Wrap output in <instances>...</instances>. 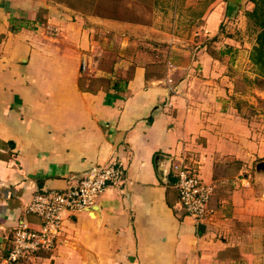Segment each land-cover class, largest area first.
<instances>
[{"label": "crops", "instance_id": "0c3cea01", "mask_svg": "<svg viewBox=\"0 0 264 264\" xmlns=\"http://www.w3.org/2000/svg\"><path fill=\"white\" fill-rule=\"evenodd\" d=\"M253 7L215 0L204 15L210 44L191 52L168 31L131 34V21L57 1L0 0V264L17 221L40 223L25 211L35 192L63 189L112 160L123 165L124 181L92 207L65 211L53 251L31 261H254L249 223L264 218V130L243 110L253 102L236 84L241 56L249 64L255 44L244 32ZM100 41L121 46L110 69L92 74ZM182 155L198 160L202 180L214 186L200 222L175 187L171 165Z\"/></svg>", "mask_w": 264, "mask_h": 264}, {"label": "built area", "instance_id": "2783aa9c", "mask_svg": "<svg viewBox=\"0 0 264 264\" xmlns=\"http://www.w3.org/2000/svg\"><path fill=\"white\" fill-rule=\"evenodd\" d=\"M50 32L56 34L57 29L51 28ZM86 66L82 59L81 68ZM171 169L185 213L196 222L204 220L211 212L209 201L214 186L202 180L199 161H190L182 155L180 160L172 163ZM124 179L123 165L112 160L94 166L82 175H73L63 189L35 192L25 211L38 216L40 223L34 227L24 219L17 221L12 229L11 247L1 263L14 264L30 259L40 251H53L62 228L63 213L92 207L107 186L119 185Z\"/></svg>", "mask_w": 264, "mask_h": 264}, {"label": "rangeland", "instance_id": "374dc122", "mask_svg": "<svg viewBox=\"0 0 264 264\" xmlns=\"http://www.w3.org/2000/svg\"><path fill=\"white\" fill-rule=\"evenodd\" d=\"M53 1H57L58 3L60 2L74 11L77 10L71 8L68 3H77L78 6L81 5L79 8H82L83 6L85 8L87 3H93L94 5L96 4V6L98 4H120L125 8L127 15L131 10V16L136 17L138 20V22H128L130 23V27H127L125 31H129L131 34H137L138 32L145 30L156 31L160 29L168 31L176 36L175 42L177 45L186 48L191 52H194L199 45L206 42L210 44L211 41V39L205 35L203 24L204 15L210 9L211 4L215 0H92V2H89L91 0ZM88 7L93 6L88 5ZM253 30L254 32H252ZM245 31L248 36V40H253V38H255L254 43L256 44V28L248 17L247 23H245L244 32ZM255 44H253V46H255ZM119 46H121V43H118L117 41H112V43H102L100 41L95 44L92 49V74H96L101 70L110 69L113 61L115 60V54L117 53V50H119ZM251 53L252 52L248 55L250 62L249 64H246V66L243 65V63H246L244 61V55L241 56L240 60L242 62V66L238 71H236L237 91L239 93L240 90L242 92L248 91L247 95L250 99H252L253 103L246 104L245 102L241 104L242 108L245 112H247V114L253 113L256 126L261 127L264 130V68L254 60H251ZM94 80H97V82L101 81V79ZM243 224L244 226H242V228H245V232L246 226L245 223ZM249 224L254 227V232L249 236L251 244H253L250 249L253 250L252 255L254 256V261L250 264H264V259L259 260V258L264 257V218L255 219ZM247 233L249 234V232H245L244 234L246 235ZM41 253L47 252L40 251L30 259L23 261L29 260V264H37L36 261H31V259Z\"/></svg>", "mask_w": 264, "mask_h": 264}, {"label": "trees", "instance_id": "16d2710c", "mask_svg": "<svg viewBox=\"0 0 264 264\" xmlns=\"http://www.w3.org/2000/svg\"><path fill=\"white\" fill-rule=\"evenodd\" d=\"M89 2H92L89 1ZM254 7L251 11L247 13V17L251 20L254 27L256 28V44L253 46L251 53V60H254L256 63L260 64L264 68V0H253ZM93 3L86 4L82 8L81 5L77 3H68L71 8H74L81 13H93L99 16L126 20L135 22L137 21L136 17H132V12L130 10L129 14H126V10L120 4H111V5H92ZM93 6V7H88ZM84 9V10H83Z\"/></svg>", "mask_w": 264, "mask_h": 264}, {"label": "water", "instance_id": "95a60500", "mask_svg": "<svg viewBox=\"0 0 264 264\" xmlns=\"http://www.w3.org/2000/svg\"><path fill=\"white\" fill-rule=\"evenodd\" d=\"M202 224L199 225V229L201 228Z\"/></svg>", "mask_w": 264, "mask_h": 264}]
</instances>
